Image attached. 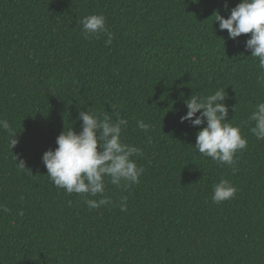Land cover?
<instances>
[{
    "label": "trees",
    "instance_id": "trees-1",
    "mask_svg": "<svg viewBox=\"0 0 264 264\" xmlns=\"http://www.w3.org/2000/svg\"><path fill=\"white\" fill-rule=\"evenodd\" d=\"M238 3L0 0V119L18 140L11 147L0 128V264H264V140L249 120L264 71L245 47L251 33L231 39L214 22ZM90 14L106 17L111 44L106 33L85 37L79 20ZM218 89L247 138L232 166L194 147L206 122L180 119L191 96ZM87 110L127 119L121 139L142 152L139 183L106 178L112 204L99 208L57 189L42 162L64 129L82 130ZM222 179L237 192L213 203Z\"/></svg>",
    "mask_w": 264,
    "mask_h": 264
},
{
    "label": "clouds",
    "instance_id": "clouds-1",
    "mask_svg": "<svg viewBox=\"0 0 264 264\" xmlns=\"http://www.w3.org/2000/svg\"><path fill=\"white\" fill-rule=\"evenodd\" d=\"M214 14V22H219L220 30H227L229 38L236 39L241 34L251 33L245 47L251 51L250 56L258 58L259 69L264 71V0H240L227 18L218 11ZM79 23L85 37L106 33V43H112L113 34L106 27L104 15L90 14L80 19ZM226 99L227 93L222 89L207 97L191 96L185 102L187 112L180 119L181 122L189 121L193 126L206 122V126L197 133L194 147L200 154L232 166L236 153L246 149L247 138L242 135L239 126L228 122ZM78 119L82 121L81 131L76 132L72 127L67 131L64 129L56 139L58 146L43 153L42 162L47 176L57 189L68 194H83L89 208L111 205V197L105 195L106 178H109L107 182L116 186L139 183L144 169L137 165L133 157L142 155V152L121 139L127 119L117 116L113 121L108 115L101 117L89 110L81 111ZM249 120L254 122L252 134L264 140V102L256 106ZM137 126L144 131L150 127L142 120L137 121ZM0 128L8 132L11 147L18 143L14 138L17 132L7 120L0 119ZM17 164L21 170L30 171L23 160L17 161ZM236 192V187L229 180L222 179L214 185L212 201L218 204L232 199ZM97 195L101 197L99 200L87 198ZM119 207L121 211H127V197H121ZM3 211L8 209L5 207ZM23 214L21 210L19 215Z\"/></svg>",
    "mask_w": 264,
    "mask_h": 264
}]
</instances>
